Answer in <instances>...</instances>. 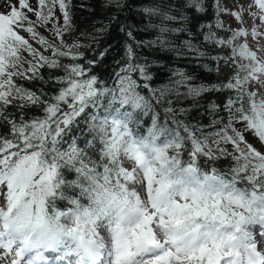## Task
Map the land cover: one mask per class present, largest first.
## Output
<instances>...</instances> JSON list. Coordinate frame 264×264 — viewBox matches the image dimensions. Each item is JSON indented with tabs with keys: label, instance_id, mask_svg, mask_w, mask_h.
<instances>
[{
	"label": "snow or ice",
	"instance_id": "snow-or-ice-1",
	"mask_svg": "<svg viewBox=\"0 0 264 264\" xmlns=\"http://www.w3.org/2000/svg\"><path fill=\"white\" fill-rule=\"evenodd\" d=\"M99 7L77 36L72 0L0 14V261L264 264V0H215L214 25L197 23L205 0Z\"/></svg>",
	"mask_w": 264,
	"mask_h": 264
},
{
	"label": "trees",
	"instance_id": "trees-1",
	"mask_svg": "<svg viewBox=\"0 0 264 264\" xmlns=\"http://www.w3.org/2000/svg\"><path fill=\"white\" fill-rule=\"evenodd\" d=\"M34 6L36 5V0H34ZM136 3L138 4H142V3H148L149 0H135ZM82 3H87L89 4L90 7L95 8L96 11L92 12V11H85L83 10L81 7H79V5H81ZM214 3L215 0H205V8L206 11L203 13L202 16L199 17L197 23L199 22H204L207 24H213L215 22L216 19V15H215V9H214ZM113 11V9H108L107 11H102L99 7V0H72V8H71V12L73 13V22L76 25V31L72 34V36H77L79 35V33L81 31H85L87 30L88 32H92L93 31V23L94 22H98V21H107V17L108 15ZM125 13H127V9L125 10ZM57 16H60L59 12L57 11L56 13ZM121 20L125 19V14H122L120 17ZM129 19L133 22L136 23L138 25H142L144 23H146V20H142L140 17L135 16V15H129ZM59 22L62 24L63 23V18L62 16H60V20ZM96 26H99V23H96ZM117 26H113L112 31L107 34L106 36H104L101 41H100V46L101 49L109 44H115L116 47H114L112 49V54H110L107 58L106 63L109 65H111V60H112V55L115 54L117 52V49L120 46V43L123 42L124 37L119 34V32L116 30ZM151 33H137V38L138 39H144L148 36H150ZM220 35H225V33L221 32ZM54 38V43H58V41ZM72 37L66 36L65 39L71 41ZM145 54H149V55H155L157 56L158 59L164 60L166 62L172 63L171 57L167 56V55H161L159 53H149L146 50ZM49 55V53H48ZM89 56H91V53H88ZM178 66L180 67H185L186 69H188L189 71H193L192 66L188 63V61H181L179 62ZM26 67V65H25ZM195 71L197 72V75L199 77L200 80L202 81H215L216 80V76L215 75H210L207 74L199 69H195ZM166 76V73H159L158 74V78L156 80V83L159 84L161 82H163L164 78ZM50 91L52 89H49ZM191 103V101H185V104ZM219 166L222 168H226L227 164L224 163L223 161L219 162Z\"/></svg>",
	"mask_w": 264,
	"mask_h": 264
},
{
	"label": "rangeland",
	"instance_id": "rangeland-1",
	"mask_svg": "<svg viewBox=\"0 0 264 264\" xmlns=\"http://www.w3.org/2000/svg\"><path fill=\"white\" fill-rule=\"evenodd\" d=\"M29 3L34 6V0H29ZM248 3H250V0H220V5L222 8L227 9L229 12L232 11H239L241 6H244L246 9ZM11 6H16L18 7V0H0V14H6L10 11ZM26 11V10H25ZM29 17L32 20H35L36 18L33 16L32 13H28ZM220 19L222 22L225 23L226 26H231L233 28L236 27L237 21H235L233 18H231L229 15L222 13L220 16ZM50 25L45 26V27H37L36 31L48 39L49 41L55 42L53 35L48 31V28ZM21 35L25 36L27 38V34L24 32H21ZM32 43V46L34 48L39 49V45L35 41H30ZM43 51V49H40ZM45 55H48V52H44ZM26 59H29L30 57L28 56V53H23L22 54ZM69 264H73L74 259L72 257L69 259ZM0 264H4L3 261H0Z\"/></svg>",
	"mask_w": 264,
	"mask_h": 264
},
{
	"label": "bare ground",
	"instance_id": "bare-ground-1",
	"mask_svg": "<svg viewBox=\"0 0 264 264\" xmlns=\"http://www.w3.org/2000/svg\"><path fill=\"white\" fill-rule=\"evenodd\" d=\"M70 258H71V257H70ZM70 258H69V259H70Z\"/></svg>",
	"mask_w": 264,
	"mask_h": 264
}]
</instances>
